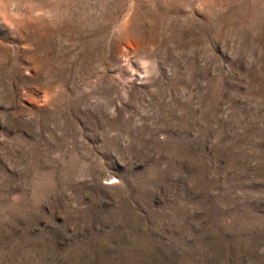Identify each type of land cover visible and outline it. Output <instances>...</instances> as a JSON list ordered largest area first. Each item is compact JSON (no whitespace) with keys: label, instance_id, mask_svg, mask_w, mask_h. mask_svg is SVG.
I'll list each match as a JSON object with an SVG mask.
<instances>
[{"label":"rangeland","instance_id":"rangeland-1","mask_svg":"<svg viewBox=\"0 0 264 264\" xmlns=\"http://www.w3.org/2000/svg\"><path fill=\"white\" fill-rule=\"evenodd\" d=\"M0 264H264V0H0Z\"/></svg>","mask_w":264,"mask_h":264}]
</instances>
